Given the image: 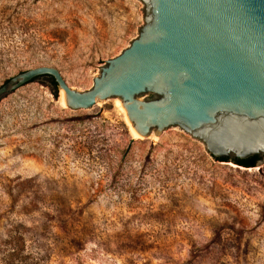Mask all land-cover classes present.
<instances>
[{
    "label": "rangeland",
    "instance_id": "374dc122",
    "mask_svg": "<svg viewBox=\"0 0 264 264\" xmlns=\"http://www.w3.org/2000/svg\"><path fill=\"white\" fill-rule=\"evenodd\" d=\"M144 23L141 0H0V86L50 65L91 89ZM60 91L0 98V264H264V156L222 161L180 127L135 138L116 98L72 110Z\"/></svg>",
    "mask_w": 264,
    "mask_h": 264
},
{
    "label": "water",
    "instance_id": "95a60500",
    "mask_svg": "<svg viewBox=\"0 0 264 264\" xmlns=\"http://www.w3.org/2000/svg\"><path fill=\"white\" fill-rule=\"evenodd\" d=\"M141 1L139 36L91 89L41 65L0 86V98L52 76L72 110L120 98L142 137L180 127L222 161L264 156V0Z\"/></svg>",
    "mask_w": 264,
    "mask_h": 264
},
{
    "label": "bare ground",
    "instance_id": "6f19581e",
    "mask_svg": "<svg viewBox=\"0 0 264 264\" xmlns=\"http://www.w3.org/2000/svg\"><path fill=\"white\" fill-rule=\"evenodd\" d=\"M60 99H61L63 105H64V106H67V104H66V100H65V91H64L63 89H61V91H60ZM116 102H117V104H118L119 106L122 107V109H123V110L125 111V113H126V110H125L124 106L122 105V101H121V99L116 98ZM126 117H127V114H126ZM127 121H128V123H129V125H130V129H131L132 136L135 137V138H136V137H142V136L139 135V133L135 130L133 124L129 121L128 117H127ZM229 163H230L231 165H234V164L231 163V162H229Z\"/></svg>",
    "mask_w": 264,
    "mask_h": 264
},
{
    "label": "trees",
    "instance_id": "16d2710c",
    "mask_svg": "<svg viewBox=\"0 0 264 264\" xmlns=\"http://www.w3.org/2000/svg\"><path fill=\"white\" fill-rule=\"evenodd\" d=\"M45 77H48L50 79L51 83L55 87H58L56 81L54 80V78L52 76H45ZM258 159H259V156L256 155V156H252L250 158L244 159V160L234 159V161L239 165L250 167V166H255V163L257 162Z\"/></svg>",
    "mask_w": 264,
    "mask_h": 264
},
{
    "label": "flooded vegetation",
    "instance_id": "af4514ba",
    "mask_svg": "<svg viewBox=\"0 0 264 264\" xmlns=\"http://www.w3.org/2000/svg\"><path fill=\"white\" fill-rule=\"evenodd\" d=\"M257 156H259V155H257ZM261 156H259V158H260Z\"/></svg>",
    "mask_w": 264,
    "mask_h": 264
}]
</instances>
